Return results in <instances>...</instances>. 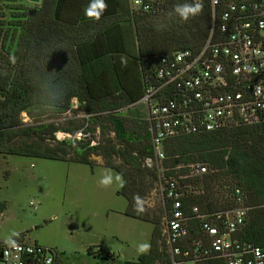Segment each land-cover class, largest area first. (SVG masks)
<instances>
[{"label": "trees", "instance_id": "obj_1", "mask_svg": "<svg viewBox=\"0 0 264 264\" xmlns=\"http://www.w3.org/2000/svg\"><path fill=\"white\" fill-rule=\"evenodd\" d=\"M24 1L0 0V158L19 155L92 166L91 156H101L123 178L125 214L144 221L148 218L138 209L154 183L188 176L191 165L205 164L210 172L192 183L200 194L186 203L210 212L225 209L232 205V190L241 188L251 210L238 238L264 246V123L167 141L166 159L149 168L146 161L154 151L145 117L141 112L131 119L122 112L145 96L162 56L204 46L211 8L203 5L185 22L168 15L184 0L170 2L160 14L135 17L127 0H103V10L96 0H42L29 9ZM158 23L165 27L158 30ZM74 107L100 127L99 138L81 125L50 122ZM23 114L33 122L24 123ZM59 132L84 136L61 141ZM111 132L115 139L109 138ZM158 261L169 263L153 240L148 253L125 264Z\"/></svg>", "mask_w": 264, "mask_h": 264}, {"label": "built area", "instance_id": "obj_2", "mask_svg": "<svg viewBox=\"0 0 264 264\" xmlns=\"http://www.w3.org/2000/svg\"><path fill=\"white\" fill-rule=\"evenodd\" d=\"M177 1L127 0L134 17L160 14ZM200 3L212 11L208 40L198 52L178 50L162 56L155 82L135 104L143 109L151 135L154 158L146 161L149 168L166 159L167 141L264 123V0ZM209 172V166L196 163L188 176L160 179L169 264H264V246L238 238L251 210L241 188L232 190V205L225 209L210 212L186 203L200 194L192 183L202 182ZM15 241L16 247L0 241V264H62L52 248Z\"/></svg>", "mask_w": 264, "mask_h": 264}, {"label": "rangeland", "instance_id": "obj_3", "mask_svg": "<svg viewBox=\"0 0 264 264\" xmlns=\"http://www.w3.org/2000/svg\"><path fill=\"white\" fill-rule=\"evenodd\" d=\"M22 5L28 9L35 6L28 0ZM76 110L74 107V111L56 116L50 122L68 128L81 125L99 138L100 127ZM122 112L131 119L141 112L144 115L143 109L135 105ZM22 118L26 124L33 122L27 114ZM57 135L62 140L65 133ZM108 136L116 137L114 132ZM90 159L92 166L19 155L1 156L0 241L18 233L13 239L54 249L62 264L137 261L149 252L153 240L163 252L164 207L157 190L159 183H154L141 201L148 221L131 218L125 214L128 202L120 195L122 176L106 167L103 157L93 155Z\"/></svg>", "mask_w": 264, "mask_h": 264}, {"label": "clouds", "instance_id": "obj_4", "mask_svg": "<svg viewBox=\"0 0 264 264\" xmlns=\"http://www.w3.org/2000/svg\"><path fill=\"white\" fill-rule=\"evenodd\" d=\"M96 3L99 5L100 9H106L107 5L103 3V0H96ZM203 5L200 3V0H191V2H188V0H184L183 3H177L173 5L172 10L169 12V17L177 16L182 21H188L190 18L195 17L199 15L202 12ZM100 11L96 13L95 19H99L100 17ZM165 27L163 23H158L157 28L158 30L160 28ZM142 211L143 209H138ZM18 233H12L6 240L5 243L9 245L10 247H16V241L13 239V237L18 236ZM146 247V246H143Z\"/></svg>", "mask_w": 264, "mask_h": 264}, {"label": "water", "instance_id": "obj_5", "mask_svg": "<svg viewBox=\"0 0 264 264\" xmlns=\"http://www.w3.org/2000/svg\"><path fill=\"white\" fill-rule=\"evenodd\" d=\"M28 1H29V3H31L33 5H39L42 2V0H28Z\"/></svg>", "mask_w": 264, "mask_h": 264}]
</instances>
